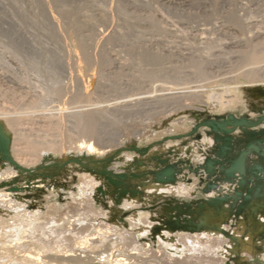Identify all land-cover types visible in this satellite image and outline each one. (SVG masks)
Masks as SVG:
<instances>
[{"label": "rangeland", "instance_id": "1", "mask_svg": "<svg viewBox=\"0 0 264 264\" xmlns=\"http://www.w3.org/2000/svg\"><path fill=\"white\" fill-rule=\"evenodd\" d=\"M188 1L0 0V111L16 115L28 109L36 117L45 115L48 120L51 119L47 123L51 126H43L40 130L34 128L36 132L31 129L32 134L31 130H24L29 132L28 138L30 136L29 139L45 144L56 138L55 142L64 145L62 153L47 151L39 164L30 171L27 169L29 172L22 171L13 179L0 182V192L18 191L14 201L21 204L0 203V264H25L20 257L26 251L33 255L41 253L43 259L37 261L38 264H74L71 260L72 263H66L69 258L64 255L78 245L75 244L76 236L87 234V230L80 232L85 225L94 227L93 232L100 227H112L131 242V245L128 242L127 245L126 242L117 243L115 247L105 246V242L102 246L98 244L103 248L94 250L90 247L89 251L86 248L93 258L91 264H107L108 261L115 264L116 258H126L135 252L132 251L134 244L142 245L144 249L135 254L136 257L133 254L132 263L159 264L163 261H160L162 257L173 258V255H177L173 259L183 261L182 264H224L223 255L234 223L246 214V197L255 193L264 179V135L261 133L264 122L252 128L239 127L229 135L216 133L202 123L228 119L230 115L252 121L264 116V100L249 93L246 84L253 82V79L248 81L241 71L253 70V65L259 69L264 67V60L263 64L252 66L248 62L255 51L258 56H264V43L261 42L264 40V0ZM79 43L82 44L79 46ZM79 48L81 51L77 50ZM77 53L80 57H74ZM81 62H84L83 66ZM195 70H198L197 73ZM200 71L206 72V75ZM71 72L76 78L71 79ZM87 73L89 76L84 75ZM233 75L238 78L237 82L228 81ZM259 79L256 82L264 85V79ZM83 80L87 81L86 84ZM198 83H202L201 86ZM84 84L93 93L89 97V109H97L102 120L100 137L90 138L95 145L101 143L108 146V151L101 155L88 154L85 150L80 152L72 147L74 141L85 139L79 128V117L85 105ZM184 85L188 90L200 89V94L202 88L211 86L215 90L212 95L226 103L215 110L197 103L193 105L200 107H189L187 102L196 101L200 95L198 97L192 93L194 97L184 92L188 97H179L184 95L183 92L179 93L186 89ZM234 85L240 86L238 89H224ZM211 93L207 95L211 96ZM175 96L180 101L181 98L184 100L179 102ZM232 99L236 101L235 104L227 103ZM79 100L84 101L81 104ZM209 104H214L213 100H209ZM157 109L166 112L158 115ZM171 133L174 135L171 136ZM206 136L212 137L213 144L199 151L203 155H199L202 157L199 159L181 156L176 145L170 147L169 151H158L159 147L170 141L181 144L194 141L199 147ZM226 136L231 137L229 149L222 141ZM123 140L124 144L117 146ZM127 155L143 165L131 166L123 172L114 169V166L119 169L124 167L122 163ZM238 158L244 159L246 175L227 177L225 168ZM92 159L96 162H91ZM209 159L216 162L211 172L207 166ZM62 160L66 164L57 166L56 162ZM15 166L18 167V164L15 163ZM4 168L6 166L2 167L0 159V169ZM169 168L172 173L168 183L177 185L184 176L182 179L192 184L190 192L163 194L153 200L145 197V193L140 201L135 200L134 205L125 206L126 199L138 198L134 190H139L143 182H159L157 174ZM242 178L245 181L240 183ZM211 185L222 189L227 186L230 188L227 192L233 191L235 194L232 202L235 207L230 217L233 222L228 223L225 238L217 244V249L210 253H195L185 248L176 252L172 246L164 245L158 236L166 227L191 234L200 231L197 225L201 212L199 204L206 199ZM76 219L81 220L72 223ZM145 219L154 224L148 234H144L141 228ZM59 232L63 233V239L59 237L62 235ZM111 239L119 240L120 237L115 233ZM255 245L251 257L232 256L226 259L225 264H264V231L256 236ZM8 249H11L10 252ZM58 249L62 250L59 252ZM55 251L57 256L53 257ZM61 257H64L63 260Z\"/></svg>", "mask_w": 264, "mask_h": 264}, {"label": "bare ground", "instance_id": "2", "mask_svg": "<svg viewBox=\"0 0 264 264\" xmlns=\"http://www.w3.org/2000/svg\"><path fill=\"white\" fill-rule=\"evenodd\" d=\"M182 1V0H181ZM188 1V0H187ZM50 2V1H49ZM53 2V0H52ZM55 2V1H54ZM189 2V1H188ZM183 3V2H182ZM52 4V3H51ZM55 6V5H54ZM54 9V7H53ZM58 13V12H57ZM61 13V12H60ZM64 14H65V11H64ZM63 14V15H64ZM58 19V17H57ZM67 22V21H66ZM65 24V23H64ZM74 24V23H73ZM66 25V24H65ZM79 25V24H78ZM132 25V24H131ZM231 25V24H229ZM261 25V24H260ZM69 26V24H68ZM81 26V24H80ZM237 26V25H235ZM72 27V26H71ZM73 28V27H72ZM143 28V27H142ZM259 29V28H258ZM61 30V29H60ZM64 30V29H63ZM66 30V29H65ZM261 34V33H260ZM263 34V33H262ZM258 35V34H257ZM61 36V35H60ZM67 36V35H66ZM79 36V35H78ZM63 37V36H62ZM254 37V36H253ZM258 37V36H257ZM259 37H261V35H259ZM158 38V37H157ZM253 39V38H252ZM262 39H264L262 37ZM80 40V39H79ZM82 40V39H81ZM101 40V39H100ZM160 40V39H159ZM83 41V40H82ZM97 41V40H96ZM237 41V39H236ZM245 41V40H243ZM86 42V41H85ZM240 42V41H239ZM246 42V41H245ZM251 42V41H250ZM256 42V41H255ZM261 42L264 43V40H261ZM261 42L258 43L261 44ZM78 43V42H77ZM228 43V41L226 42V44ZM248 43V42H246ZM254 43V42H253ZM257 43V42H256ZM255 43V44H256ZM262 43V44H263ZM80 44L82 43H79V46ZM90 44V43H89ZM239 44V43H238ZM250 44V43H249ZM259 44H256L259 46V48H261V46ZM73 45V44H72ZM225 45V44H224ZM237 45V44H236ZM248 45V44H247ZM78 46V45H77ZM82 46V45H81ZM90 46V45H89ZM93 46V45H92ZM151 46V45H150ZM254 46V44H253ZM257 46V47H258ZM264 46V45H263ZM68 47V46H67ZM83 47V46H82ZM95 47V46H94ZM152 47V46H151ZM158 47V46H157ZM163 47V46H162ZM74 48V46H73ZM182 48V47H181ZM246 48V47H245ZM84 49V47H83ZM87 49V48H86ZM95 49V48H94ZM190 49V48H189ZM254 49V47H253ZM256 49V48H255ZM69 50V49H68ZM77 50H80L77 49ZM149 50V49H148ZM158 50V49H157ZM180 50V49H179ZM258 50V49H257ZM74 51V50H73ZM81 51V50H80ZM101 51V50H99ZM164 51V50H163ZM162 51V52H163ZM181 51V50H180ZM185 51V50H184ZM182 51V52H184ZM237 51V50H236ZM241 51V50H240ZM246 51V50H245ZM255 51V50H254ZM77 52V51H75ZM74 52V53H75ZM83 52V51H82ZM87 52V51H86ZM89 52V50H88ZM91 52V51H90ZM97 52V51H95ZM169 52V51H168ZM253 52V51H252ZM259 52V50H258ZM261 52V51H260ZM101 53V52H100ZM142 53V52H141ZM189 53V52H188ZM73 54V52L71 53ZM71 54H68V55H71ZM76 54V53H75ZM74 54V55H75ZM79 54H81L79 52ZM84 54V53H83ZM91 54V53H90ZM96 54V53H95ZM103 54V53H102ZM195 54V53H194ZM252 55H250L251 57H249V64L252 66V64H263V60H264V56L261 57V56H258V53L255 51L253 53H251ZM94 55V54H93ZM193 55V54H192ZM72 56V55H71ZM80 57L77 53V55H75L74 57ZM215 56V55H214ZM242 56V55H241ZM82 57V56H81ZM96 57V56H94ZM154 57V56H153ZM244 57V56H242ZM72 58V57H71ZM85 58V56H84ZM87 58V57H86ZM85 58V59H86ZM90 58V56H89ZM108 58V57H107ZM157 58V57H156ZM159 58V57H158ZM192 58V57H191ZM239 58V57H238ZM76 60V58H74ZM73 59V60H74ZM80 59V58H79ZM83 59V58H82ZM84 59V60H85ZM162 59V58H161ZM195 59V58H194ZM200 59V58H199ZM207 59V58H206ZM214 59V58H213ZM83 60V61H84ZM107 60V59H106ZM181 60V59H180ZM81 61V60H79ZM86 61V60H85ZM97 61V60H96ZM95 61V62H96ZM144 61V60H143ZM147 61V60H146ZM145 61V62H146ZM182 61V60H181ZM196 61V60H195ZM243 61V60H242ZM241 61V62H242ZM77 62V60H76ZM75 62V63H76ZM94 62V63H95ZM192 62H194V60H192ZM200 62V61H199ZM199 62H197L196 64H198ZM208 62V61H207ZM210 62V61H209ZM218 62V61H217ZM263 62V63H262ZM80 63V62H79ZM82 63L84 62H81V65ZM89 63V62H88ZM115 63V62H114ZM211 63V62H210ZM213 63V62H212ZM235 63V62H234ZM77 64V63H76ZM123 64V63H122ZM169 64V63H168ZM200 64V63H199ZM247 64V63H246ZM88 65V64H87ZM91 65V64H90ZM89 65V66H90ZM96 65V64H95ZM101 65V64H100ZM125 65V64H124ZM129 65V64H128ZM212 65V64H211ZM214 65V64H213ZM233 65V64H232ZM235 65V64H234ZM248 65V64H247ZM73 66V65H72ZM74 66H77V65H74ZM83 66V65H82ZM85 66V65H84ZM94 66V65H92ZM170 66V64H169ZM174 66V65H173ZM198 66V65H197ZM245 66V65H244ZM256 67V65H253ZM261 66V65H260ZM79 64L77 66V68L79 69ZM194 67V66H193ZM239 67V66H238ZM254 67V69H255ZM262 67V66H261ZM73 68V67H72ZM75 68V67H74ZM77 68H75L76 70V74L78 75L77 73ZM93 68V67H92ZM122 68V67H121ZM125 68V67H124ZM224 68V67H223ZM230 68V67H229ZM251 68V67H250ZM257 68V67H256ZM83 69V67H82ZM85 69V68H84ZM91 69V68H90ZM89 69V70H90ZM101 69V68H100ZM144 69V68H143ZM198 69V68H196ZM200 69V68H199ZM225 69V68H224ZM227 69V68H226ZM234 69V68H233ZM249 69V68H248ZM252 70V68L250 70H244L243 69L241 70L242 71V76L244 78H247V80L249 81V79H253L250 84H246V86H249V93L253 94V96H255L256 98H260L261 100H264V85L263 84H260V82H256L257 79H264V67L260 68L259 67L256 69V70ZM98 70V69H97ZM130 70V69H129ZM142 70V69H141ZM223 70V69H222ZM232 70V69H230ZM80 71V70H79ZM85 71V70H84ZM92 71V70H91ZM111 71V70H109ZM198 71V70H197ZM197 71L195 70V72L197 73ZM226 71V70H225ZM228 71V70H227ZM239 71V70H238ZM241 71H240V74H241ZM82 72V71H81ZM127 72V71H126ZM135 72V71H134ZM147 72V71H146ZM173 72V71H172ZM171 72V73H172ZM202 73V71H200ZM205 72V71H204ZM220 72V70H219ZM223 72V71H221ZM72 73V78H76L75 75ZM99 73V71H98ZM112 73V71H111ZM115 73V72H114ZM140 73V72H139ZM174 73V72H173ZM180 73V72H179ZM200 73V74H201ZM227 73V72H226ZM82 74V73H79V75ZM150 74V73H149ZM181 74V73H180ZM204 74V73H202ZM229 74V73H228ZM231 74V73H230ZM233 74V73H232ZM238 74V73H237ZM261 74V75H260ZM85 76L88 75L87 74H84ZM91 76L93 74H90ZM133 75V73H132ZM146 75V74H145ZM165 75V74H164ZM183 75V74H182ZM185 75V74H184ZM187 75V74H186ZM192 75V74H191ZM206 75V72L205 74ZM225 75V74H224ZM89 76V75H88ZM123 76V75H122ZM180 76V75H179ZM198 76V75H197ZM221 76V74H220ZM78 77V76H77ZM205 77V76H204ZM212 77V76H211ZM229 77V76H228ZM188 78H191V77H188ZM200 78V77H198ZM201 78H203V76L201 75ZM200 78V79H201ZM242 78V77H241ZM1 79V78H0ZM79 79V78H78ZM81 79V78H80ZM226 79H227V76H226ZM259 79V81H260ZM178 80V79H177ZM199 80V79H197ZM204 80V79H202ZM217 80V79H216ZM84 81V80H83ZM205 81H208L205 80ZM205 81H204V84L205 85ZM223 81V79H222ZM225 81V80H224ZM228 81L229 82H237L238 81V78L236 76L233 75V77L231 76V79L228 78ZM251 81V80H250ZM76 82V81H75ZM85 84H86V80L84 81ZM74 83V82H73ZM93 83V82H92ZM5 84V83H4ZM84 84V85H85ZM193 84V83H192ZM200 84V83H198ZM198 84H196L198 86ZM202 84V83H201ZM200 84V86H201ZM2 85V84H1ZM71 85V84H70ZM74 84H73V89H74ZM86 86V85H85ZM84 86V87H85ZM186 85H184L183 87H185ZM200 86L198 88H200ZM240 85H234L231 86V87H224V89H228V88H233V89H238ZM183 87L181 89H183ZM189 87H191L189 85ZM205 87V86H204ZM70 88V86H69ZM68 88V89H69ZM86 88V96H85V101L82 100L81 104L83 103V101L85 102V105L82 106L84 107V109L82 110V114L81 116L79 117L80 119V126L79 128L81 127L80 129V132H81V135L85 137V139L83 140H78V141H74L71 145L72 147L75 149V150H78L80 152H82L83 150L87 151L88 154H98V155H101V154H104L108 151V146H102L101 143L100 144H97L95 145V143L92 142V140H90L91 137H95V136H98L101 129H102V120H100V115L98 114V111L96 109L95 111V108L94 109H89L90 106H91V98L89 99V97H92L90 96V94L92 95L93 93H91V91H89L88 89V86L85 87ZM150 88V87H149ZM188 87L186 86V89L184 88L183 91L180 90L179 93H182L184 94L189 92V95H193L194 97H196L195 95H200V97L198 99L193 100V102L189 103V101L187 102V105H189V107H200V106H194L193 104L197 103V104H201L202 105H205V106H208V107H213L212 109L215 110V109H219L220 106L223 104V102L219 99V98H215L212 94L213 92H215L214 89L209 88V86H207L206 88H202V92L200 94V92H198L200 89H187ZM61 89V88H60ZM66 89V91L68 90ZM71 90L72 89V86L70 88ZM177 89V88H175ZM179 89V87H178ZM91 90V89H90ZM59 91V90H58ZM61 91V90H60ZM64 91V90H62ZM61 91V92H62ZM69 91V90H68ZM172 91V90H171ZM72 92V91H71ZM71 92H69V94H71ZM75 92V91H74ZM72 92V93H74ZM77 92V90H76ZM174 92V90H173ZM171 92V93H173ZM177 92V91H176ZM175 92V94H176ZM197 92L199 94H197ZM211 93V96H208L207 93ZM63 93V92H62ZM65 93V91H64ZM67 93V92H66ZM78 93V92H77ZM83 93V92H82ZM194 93V94H192ZM12 94V93H11ZM68 94V93H67ZM66 94V95H67ZM76 94V93H75ZM85 94V93H84ZM2 95V94H1ZM6 95V94H5ZM14 95V94H13ZM21 95V94H20ZM64 95V94H63ZM65 95V96H66ZM79 95V94H78ZM166 96L168 94H165ZM170 95V94H169ZM173 95V94H172ZM178 95V94H177ZM23 96V95H22ZM29 96V94H28ZM74 96V95H73ZM72 96V97H73ZM82 96V95H81ZM179 96V95H178ZM188 97V94H184L182 96H179V97ZM21 97V96H20ZM25 97V95L23 96V98ZM62 97V96H61ZM67 97V96H66ZM70 97V96H69ZM75 97V96H74ZM171 97V96H170ZM168 97V101H169V98ZM177 97V96H175ZM186 97V98H187ZM190 97V96H189ZM17 98V97H16ZM65 98V97H64ZM68 98V97H67ZM77 99V97H75ZM74 98V99H75ZM162 98V97H161ZM181 98L183 101L184 99ZM191 98V97H190ZM33 99V98H32ZM164 99V97L162 98ZM173 99V96L171 98V100ZM177 99H179L177 97ZM194 99V98H193ZM19 100V99H18ZM71 100V98H70ZM73 100V99H72ZM159 100V99H157ZM161 100V99H160ZM170 100V101H171ZM174 100V99H173ZM172 100V105L174 106V102ZM176 100V98H175ZM186 100V99H185ZM187 100H190V99H187ZM209 100H213L214 104H209ZM21 101V100H20ZM23 101V100H22ZM21 101V102H22ZM35 101V100H34ZM68 101V100H67ZM74 101V100H73ZM164 101V100H163ZM180 99H179V102H181ZM162 102V101H161ZM165 102V101H164ZM163 102V103H164ZM167 102V101H166ZM177 102V101H176ZM24 103V102H23ZM30 103V102H29ZM168 103V102H167ZM166 103V104H167ZM174 103V104H173ZM189 103V104H188ZM226 103V102H225ZM225 103L222 105L224 106ZM227 103L229 104H235L236 101H234L233 99L232 100H229ZM16 104V103H15ZM34 104V103H33ZM32 104V105H33ZM148 104V103H147ZM180 104V103H179ZM186 104V103H185ZM22 105V104H21ZM30 105V104H28ZM31 105V106H32ZM93 105V104H92ZM183 105V104H182ZM186 105V106H187ZM1 106V105H0ZM94 106V105H93ZM171 106V105H170ZM176 106V104H175ZM174 106V107H175ZM20 107V106H19ZM35 107V106H34ZM81 107V108H82ZM168 108V106H166ZM165 107V109H166ZM172 107V108H174ZM33 108V107H32ZM183 108V106L181 107ZM187 108V107H185ZM151 109V108H150ZM164 109V110H165ZM175 109V108H174ZM173 109V110H174ZM198 109V108H197ZM5 110V109H4ZM167 110H170V109H167ZM182 110V109H181ZM202 110V109H201ZM160 111V112H159ZM157 109V112H158V115L159 113H162L164 114L166 111H161ZM177 111V110H175ZM156 112V110H155ZM173 113V112H172ZM171 113V114H172ZM5 115H11V116H6L5 118ZM195 117V116H194ZM50 118V117H49ZM183 118V117H182ZM186 118V117H185ZM188 119V118H187ZM51 121V119H49ZM49 120L47 119V117L44 115V116H35V115H31V111L28 110V109H24L23 111L17 113L16 115L13 113V114H10V113H3L0 111V132H1V135H2V138L6 141L7 143V147H8V150H7V154L6 156L4 155L3 152L0 151V159H2V167H5L4 169H0V182L2 181H9L11 179H13L15 176H17L19 173H21L22 171L25 172H29L30 169H33L37 164L40 163L41 159L43 158V155L45 154V152L47 151H53L55 152L56 154L57 153H62L64 151V145H60L58 143L60 142H55L54 140H52V142H49L47 144L45 143H42V142H39L38 140H31L28 138V133L29 132H25V131H30L31 129H34V128H38L39 130L41 129V127H50L51 125L47 124L49 123ZM191 120V118H190ZM187 120H184V122H186ZM194 122V120H191ZM181 122V121H180ZM184 122H181L184 123ZM51 123V122H50ZM53 124V122H52ZM38 125V127H36ZM53 127V125H52ZM37 129V130H38ZM25 130V131H24ZM35 130V129H34ZM53 130V129H51ZM43 131V130H42ZM34 132V131H33ZM36 132V130H35ZM40 133V132H38ZM30 134H32V130L30 132ZM49 134V133H47ZM47 134H44V135H47ZM101 135V134H100ZM99 135V137H100ZM169 135V133H168ZM174 135L171 133V136ZM42 136V135H41ZM73 136V135H71ZM38 137V136H37ZM45 137V136H44ZM83 137V138H84ZM169 137V136H168ZM63 138V137H62ZM170 138V137H169ZM47 139V137H46ZM104 139V138H103ZM126 139V138H125ZM124 139V140H125ZM49 140V139H48ZM76 140V139H75ZM124 140L120 143V144H116L117 146H122L124 144ZM130 140V139H129ZM41 141V140H40ZM69 142V141H68ZM78 142V143H77ZM104 143V142H103ZM102 143V144H103ZM201 146L197 147L195 142L194 141H190L188 143H185V144H181L179 142L177 143H173L172 141H170L169 143H166L164 145H162L161 147L158 148V151L160 152H164V151H167L168 149H170V147L172 146H177V149H178V152L181 153L180 155L183 156V157H187V158H191V159H199V158H202L201 156L199 155H202L199 153V151L201 150H204V148L208 147L209 145H212L213 144V139L212 137L210 138H207V136L205 138H203L202 142H201ZM106 144L108 145V143L106 142ZM104 145V144H103ZM111 145V144H109ZM114 146V145H113ZM115 147V146H114ZM264 146H262L263 148ZM71 148V147H70ZM201 148V149H200ZM175 149V148H174ZM68 150V149H67ZM169 151V150H168ZM244 153V152H243ZM243 153H241V156L243 155ZM85 154V153H84ZM156 154V153H154ZM153 154V155H154ZM162 154V153H161ZM215 154V153H214ZM245 154V153H244ZM152 155V154H151ZM160 155V153H159ZM9 156L10 159L7 157ZM203 156V155H202ZM95 157V156H94ZM96 158V157H95ZM12 160V161H11ZM56 161V160H55ZM91 162H96L95 159H92L90 160ZM150 161V160H149ZM15 163L18 164V167L15 166ZM114 163V162H113ZM57 166L59 165H62L63 164H66V162L64 160L62 161H58L56 162ZM121 164V163H120ZM4 165V166H3ZM122 165L124 166L123 168H118V166H114V169H118V170H122L121 172L127 170L129 167L131 166H137V165H143L142 162H138L136 158H133V156H129L127 155L126 159L123 161ZM67 166V165H66ZM69 167H74V165H70ZM163 167V166H162ZM29 171H28V170ZM136 169V168H135ZM32 171V170H31ZM115 172V171H114ZM172 172L171 171H166L165 169L163 171H161L159 174H157L158 176V181L159 182H156L154 180H151V181H146V182H143L139 187V190H134L137 192V199L136 197L129 200V199H126L125 201V206H128V205H134L136 201H140L141 200V197L143 195H145L146 193V196L149 200H153V199H157V197L163 195V194H178V195H181V194H184V193H187V192H190L191 191V188H192V184H189L185 179H182V177L184 176H181V182L178 183L177 185H173L171 183H168V181L170 180V174ZM203 173V172H202ZM246 175V173H245ZM165 176H167L165 178ZM95 178V177H94ZM168 178V179H167ZM96 179V178H95ZM230 179V178H229ZM245 180L242 178V180H240L239 182H244ZM166 182V183H165ZM124 185H127L126 183H124ZM96 186V185H94ZM128 186V185H127ZM226 188L222 189V187L220 186H212L211 185V188L210 190L208 191V193L206 194L207 197L204 201H202V203L200 204V208H201V212L198 216V221H197V225L199 227V232L197 233H194V234H191V233H183V232H179V231H172L170 230V228L168 229V227H166L161 234H159V238L163 241V244L166 245V246H172L173 248H175L176 252H178V250H183L184 248L185 249H190L192 251H194L195 253H197L198 251L199 252H206V253H210L212 251H215L217 249V244L219 242H222L223 241V238H225V231L229 228V222H233V220L231 219L230 220V217L233 215V209L235 207V205L232 204L233 200H235V194L233 193V191L231 192H227L228 190H230L229 187L225 186ZM17 188H19V186H17ZM14 189H16V187H14ZM213 189V190H212ZM212 190V191H211ZM18 192V191H3V192H0V203H3V204H8V202H14L16 203L17 206H20L21 204H19L18 202H15L14 201V197H15V193ZM19 193V192H18ZM230 193V194H229ZM93 194V193H92ZM232 194V195H231ZM229 196V198L227 197ZM131 197V196H129ZM216 197H227L225 200H219L218 202H213L212 203V200L215 199ZM25 198V197H24ZM93 197H91L92 199ZM24 200V199H23ZM93 200V199H92ZM19 201V200H18ZM210 201V202H209ZM13 203V204H14ZM2 204V205H3ZM89 204V203H88ZM137 205V204H136ZM9 206V205H8ZM10 207V206H9ZM8 207V208H9ZM12 207H14V205H12ZM24 207V206H23ZM19 208V207H18ZM20 209V208H19ZM14 210V209H13ZM245 211H246V214L243 215V217H240L238 218V220L234 223V229H233V233H232V236L230 237V240H229V243H227V249H226V252L225 254L223 255V259H224V264L226 263V259L230 258V257H234V256H237V257H251L252 255H254V250L256 248V245H255V238L256 236H259L261 235V232L264 231V179L261 180V182L259 183L258 185V190L254 193H252V195H250V198L245 206ZM139 214V213H138ZM148 214V213H146ZM145 214V215H146ZM144 215V214H143ZM149 216V215H148ZM169 217H172L171 215H168ZM140 217V216H139ZM232 218V217H231ZM72 220V219H71ZM81 219H76L75 221H72V223H77L78 221H80ZM84 220V219H83ZM132 221V220H131ZM167 221V219H166ZM166 221L164 222V224H166ZM137 226V225H136ZM153 226L154 224L148 220H143V225L141 226L142 228V232L144 234H148L149 232H151L153 230ZM90 229V230H88ZM81 233L83 231H88L87 234H82L80 236H76L78 238L77 241H76V245L78 243V245L76 247H74L73 249L71 248V250H69V253L67 251V253H65L64 257L65 258H69V260H67L68 262L66 263H69V262H73L74 264H91L93 263V258L88 254V251L89 249L91 250V248L93 247L94 250L95 248H103L101 247L102 244L107 246H114L116 245L117 243H122L126 242V245H127V242L129 245H131V242L127 241L126 240V236H122L120 234H118V230L117 229H114L112 227H107V228H98L96 229L95 232H93L94 230V227L90 226V225H85L84 227H82L80 229ZM184 231V230H183ZM117 234L120 239H116V240H112L111 239V235L113 234ZM59 234H62L61 236H59L61 239H63V233L62 232H59ZM75 235H73L74 237ZM165 237L166 241H164L165 239H163ZM75 239V238H74ZM79 240V241H78ZM118 241V242H117ZM226 241V240H225ZM7 242V241H6ZM5 242V243H6ZM102 242V243H101ZM106 242V243H105ZM105 243V244H104ZM100 244V245H98ZM132 244H134V242L132 241ZM11 246V245H10ZM73 246V245H72ZM88 246V247H87ZM134 247L132 248V251H135V252H132L130 254H128V256L126 258L124 257H121V258H116L115 259V264H140V263H132V258L134 257L133 254L137 255L139 253L142 252V250L144 249L142 247V245H136L134 244L133 245ZM21 247V246H20ZM71 247V246H70ZM91 247V248H90ZM115 247V246H114ZM3 248V247H2ZM9 248V247H8ZM86 248H88V251L86 250ZM92 248V249H93ZM64 249V248H63ZM67 249V248H65ZM7 250V249H5ZM11 250V249H8V251ZM59 250V249H58ZM62 250V249H61ZM59 250V252L61 251ZM57 251V249H56ZM56 251L53 253V254H56ZM81 252L80 254H77V252ZM93 251V250H92ZM92 251H90V253L92 254ZM97 252H99L98 250H96ZM103 251V250H101ZM225 251V250H224ZM258 250H256L257 252ZM10 252V251H9ZM19 252V251H18ZM63 252V251H62ZM61 252V253H62ZM95 252V251H93ZM159 252V251H158ZM58 253V252H57ZM82 253H84L85 255H81ZM100 253V252H99ZM148 253V252H147ZM23 255L21 256L20 254V259H22L21 262H26L25 264H34L36 263L37 261H41L40 259H43L41 258L42 256L40 254H35L34 255L30 252H25V253H22ZM95 254V253H94ZM19 255V254H18ZM135 255V257H136ZM53 256V255H52ZM57 254L53 257H56ZM62 256V254H61ZM95 256V255H94ZM100 256V254L98 255ZM123 256V255H122ZM177 255H173L172 257H176ZM17 257V256H16ZM45 257V256H44ZM52 257V258H53ZM64 257H61L64 258ZM101 257V256H100ZM103 257V256H102ZM101 257L102 260H105ZM58 258H59V255H58ZM95 258V257H94ZM97 259L100 260V258L96 257ZM95 258V260H96ZM139 258V257H138ZM173 258H167V257H162L160 261L162 262H159V264H182L183 261L179 262V260H175ZM18 259V258H17ZM46 259V258H45ZM157 259H160L157 258ZM50 260V259H49ZM60 260V259H59ZM63 260V259H62ZM65 260V259H64ZM71 260V261H70ZM43 261V260H42ZM57 261V259H56ZM243 261V260H242ZM37 262V264H38ZM45 262V261H44ZM59 262V261H58ZM61 262V261H60ZM71 262V263H72ZM100 262V261H99ZM103 262V261H101ZM100 262V263H101ZM113 262V261H112ZM230 262V261H229ZM63 263V262H62ZM104 263H107V261H105ZM15 264V263H14ZM51 264V263H50ZM55 264V263H54ZM102 264V263H101ZM107 264H110L109 261ZM112 264V263H111Z\"/></svg>", "mask_w": 264, "mask_h": 264}, {"label": "water", "instance_id": "3", "mask_svg": "<svg viewBox=\"0 0 264 264\" xmlns=\"http://www.w3.org/2000/svg\"><path fill=\"white\" fill-rule=\"evenodd\" d=\"M262 122H264V116H261L257 120L252 121V120H248V119H244V118H236L235 116L230 115L228 117V119H221L220 121H218V120H207V121L203 122L202 124L210 126L212 128V130L216 133L220 132V133H225V134L229 135V134L233 133V131H235L239 127L252 128V127L258 126ZM261 133L264 135V131H262ZM222 141L224 142L226 148L229 149L230 148L229 146L231 144V137L226 136L222 139ZM7 150H8L7 143L2 138V135L0 132V151L3 152L4 155L6 156ZM262 150H263V154H264V148H262ZM7 157L10 159L9 156H7ZM215 163L216 162L212 159L208 160L207 166H208L210 172L213 171ZM167 171H171V168H169ZM224 171H225L227 177L234 178V177H237L238 174L243 177L245 175V172H246L244 159L238 158L237 160H235L234 162L229 164V166L226 167ZM227 197L229 198V196H227ZM227 197H225V198L216 197L215 199L212 200V203L218 202L219 200H222V199L225 200ZM249 198H250V195H247L246 199L249 200ZM179 226H181V225L179 224Z\"/></svg>", "mask_w": 264, "mask_h": 264}]
</instances>
